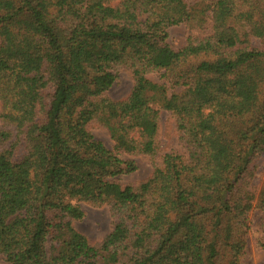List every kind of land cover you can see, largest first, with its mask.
I'll return each mask as SVG.
<instances>
[{
    "label": "trees",
    "instance_id": "trees-1",
    "mask_svg": "<svg viewBox=\"0 0 264 264\" xmlns=\"http://www.w3.org/2000/svg\"><path fill=\"white\" fill-rule=\"evenodd\" d=\"M175 25L187 29L177 50ZM121 70L132 88L115 101ZM161 111L183 152L162 151ZM121 152L147 156L152 174L121 185L137 168ZM263 156L264 0H0L9 264H240L253 209L264 235V186L252 185ZM77 202L107 207L100 241L75 228Z\"/></svg>",
    "mask_w": 264,
    "mask_h": 264
},
{
    "label": "rangeland",
    "instance_id": "rangeland-1",
    "mask_svg": "<svg viewBox=\"0 0 264 264\" xmlns=\"http://www.w3.org/2000/svg\"><path fill=\"white\" fill-rule=\"evenodd\" d=\"M185 1L188 4L193 5L201 0ZM186 32L187 29L185 25H175L168 29L167 43L172 49L177 50L183 46ZM149 78L157 83L162 82L158 75L151 74L149 75ZM131 88V73L121 70L113 86L107 91V95L112 100L120 101L129 95ZM90 128L95 139L103 142L108 149L112 151L115 150V143L107 130L96 125H92ZM159 140L161 149L164 153H170L176 150L181 152L184 151L178 139L175 120L170 113L165 111L160 112ZM120 157L122 159L134 160L137 166L134 172L116 178L121 185L141 182L152 174V164L147 156H131L127 153L121 152ZM258 164V171L252 182V185L257 192H259L264 186V156L261 157ZM77 204L83 210L84 217L82 220L74 222L75 228L86 235L90 241H100L111 231L114 223L107 207L97 208L84 202H77ZM260 218L261 213L258 209H253L249 213V229L246 236L247 247L240 264H264V249L259 246V240L264 238L259 226ZM0 264H9V262L4 256L0 255Z\"/></svg>",
    "mask_w": 264,
    "mask_h": 264
}]
</instances>
